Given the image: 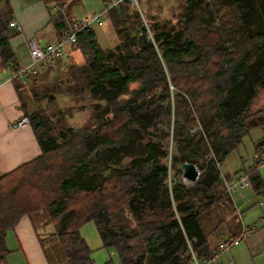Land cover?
<instances>
[{"label":"trees","instance_id":"trees-1","mask_svg":"<svg viewBox=\"0 0 264 264\" xmlns=\"http://www.w3.org/2000/svg\"><path fill=\"white\" fill-rule=\"evenodd\" d=\"M42 1L57 42L69 27L57 7L65 0ZM78 1L66 5L72 9ZM102 1L106 8L114 0ZM9 13L4 1L0 59L15 73ZM103 16L119 39L114 49L99 44L93 27L83 28L70 45L82 60L66 64L61 80L40 91L41 76L26 73L36 106L24 115L40 155L0 176V261L10 252L7 232L45 209L59 264H95L80 233L91 221L101 247L118 259L101 264H201L213 258L212 238L224 230L235 238L239 229H230L240 227L238 219L231 228L226 224L235 209L221 165L249 129L264 130V108H253L264 89V0H186L177 26L149 22L151 34L129 0ZM54 93L86 103L85 122H52ZM169 136L171 154L164 142ZM256 147L264 150V134ZM182 163L199 172L191 186L180 178ZM257 164L243 173L264 198ZM44 253L51 264V252Z\"/></svg>","mask_w":264,"mask_h":264},{"label":"crops","instance_id":"crops-1","mask_svg":"<svg viewBox=\"0 0 264 264\" xmlns=\"http://www.w3.org/2000/svg\"><path fill=\"white\" fill-rule=\"evenodd\" d=\"M4 1L8 3L10 9L8 22H13L16 26L8 27V22L6 24L8 44L16 63L19 67H23L28 60L27 40L35 38L41 46L54 44L56 42L54 27L49 20L48 10L42 0H0V7ZM75 53L70 47H67L61 62L64 64L69 63ZM17 59L22 63H19ZM63 69L64 66L61 64L38 66L36 72L43 81L47 75L52 73L54 75ZM12 75L9 66L1 65L0 59V176L40 155V147L30 125L21 129L10 128L12 122L25 116V109L30 111L36 106L32 95L27 96L24 92L27 87L32 86V78L25 75L22 78L12 79ZM23 104L26 106L23 107ZM230 198L234 209L237 210L239 208L238 202L242 201L243 194L239 193L236 194V197L230 196ZM259 208L261 217L258 215L257 221L250 217L251 211L243 210L240 218L243 220V217H247L250 218V221L246 225L242 221V223L240 222L236 236L239 235L240 228L245 226L253 225L258 228L257 231L244 236L236 246L220 253L216 257L217 264H237L235 259L233 261V258L230 257L232 254L235 256H233L234 258H237L240 254H250L249 257L253 260V263H250L247 258V264H264V217L262 215L264 203L259 202ZM48 226L49 224H46L44 231L38 234L34 224L32 226L28 222L27 216H23L14 229L8 232L15 243L14 250L20 252L26 264H49L44 248L51 252L52 256L49 260L51 264L62 262L58 244L49 237L53 234V229ZM222 237L224 238L221 239ZM42 238H47V240L40 242L39 239ZM227 238L225 232H222L219 238L211 242L210 245L215 250L218 244ZM237 259L239 260V258Z\"/></svg>","mask_w":264,"mask_h":264},{"label":"rangeland","instance_id":"rangeland-1","mask_svg":"<svg viewBox=\"0 0 264 264\" xmlns=\"http://www.w3.org/2000/svg\"><path fill=\"white\" fill-rule=\"evenodd\" d=\"M69 1L70 0H65V4H63L61 8L60 5L57 4V7L59 6V9L64 13L66 12V14L68 15L67 18L68 24H71L74 21H81L85 18H91L93 16L99 15L105 9L104 8L105 3H103L102 0H79L76 3V5L72 7V9L69 8V5H66ZM136 1H137V6L135 5V11L138 13L141 22L147 27V30H149L150 29L149 22L151 24L157 23L159 25H163L164 23L167 22V25L169 27L177 26L176 25L177 16L181 11L182 7L184 6L186 0H136ZM55 10H58V8H56ZM127 11L130 12L127 14H131L133 9L128 8ZM127 21L130 22L129 19H127ZM124 25L128 26L129 23L124 22L123 26ZM93 30L95 32L97 41L104 49H114L115 46L118 44L119 39L117 38V35L114 33V31L110 28L108 23H106V17L105 18L104 16L101 17L100 24L94 25ZM148 32L151 34V30H149ZM67 47H70V45H68ZM66 48L64 49V53ZM73 52L76 53L74 54L73 57H71L72 58L71 60L77 62L81 61L82 57L80 52L78 50H73ZM17 61L19 63H22V61L18 59ZM58 64L59 65L61 64L65 68L68 62L64 64L60 61ZM62 71L57 72L54 75L53 73L47 76L45 75L46 77L43 79V81L40 79L35 82L36 88L41 91L42 89H44L45 86L49 85L51 82L56 80H61ZM24 92L26 93L27 96H31L32 94L31 86L27 87ZM55 98H56V103L48 110V115L52 118V122L57 124V126L64 125V126H74V127L80 126L82 123L85 122L87 114L89 112L86 103L84 102L76 103L74 101L72 102L71 100H68L65 96H62L57 93L55 94ZM40 105L44 106V101ZM261 107L264 108V89L259 92L258 98L253 105V108L256 110ZM198 111L199 109H195L194 113L197 115ZM148 132H154L155 134V132H159V131H153L152 129L149 128ZM263 134H264V130L262 128L255 127L249 129L248 133L242 137L237 147L224 159L220 171L223 176L227 177L225 182L227 183L234 182L237 175L245 171H248L250 168L255 167V162L258 163L256 165V169L259 172L262 180L264 181V150H260L259 148L256 147L258 140L261 138V136H263ZM164 142L167 144L168 153L171 154L173 152L171 137L169 136L168 138L164 139ZM125 162L126 161H124V163ZM172 177H173V172L170 171L168 181H171ZM180 178L186 186H191L193 184L192 182L183 179L181 175ZM238 190L234 192L232 196L236 197V194L241 193L243 194V199L241 202H238L239 208H237V210L235 209L236 210L234 212L235 219H229L226 222V224L230 228L233 226L236 219H238L239 223L242 221L244 225H246V223L250 221V218L247 217H243V220L242 218H240V216L243 214V210L245 209L246 211L247 210L251 211L250 217H252L254 221H257L258 215L259 217H261L259 202L264 203V198L255 195L250 185L242 190L239 191ZM27 219L28 222L32 224V226L34 224V227L38 232V234L44 231L45 225L48 224V217L45 209L40 210L31 217H27ZM48 227L53 229V226L51 224ZM237 230L238 228L230 229L231 233H236ZM222 232H225V230ZM80 233L81 236L84 238V240L87 242L88 246L92 249L93 253L91 257L95 264H101L107 260H111L112 262L117 263L118 259L115 251L113 249H104L101 247V243L96 228L92 221L85 223L81 227ZM217 238L218 237L212 238L211 242L217 240ZM5 242H6V248L10 251L12 249L13 250L5 255L4 259L0 261V264H26L20 252L14 250L15 243L8 235V232L5 237ZM233 256H234L233 254L232 256L230 255V257L233 258V261L235 259L237 264L239 263L247 264L248 263L247 258L249 259L250 263H253V260L249 257L250 254L238 255L237 258H239V260L237 258H234L235 256L234 257Z\"/></svg>","mask_w":264,"mask_h":264},{"label":"built area","instance_id":"built-area-1","mask_svg":"<svg viewBox=\"0 0 264 264\" xmlns=\"http://www.w3.org/2000/svg\"><path fill=\"white\" fill-rule=\"evenodd\" d=\"M122 0H114L112 3L107 4L106 8L103 10L106 11L107 9L111 8L116 3L120 2ZM134 5L137 6L136 0H129ZM57 7L54 6V9ZM99 15L93 16L91 18H85L81 21H74L71 24H68V31L64 34V36L54 44H47L45 46H41L35 38H31L27 40L26 45L28 49V61L27 64L23 67H19V70L13 73L12 78H22L23 76L28 74H34L36 73L38 66H49L53 65L56 66L60 61L61 58L64 56V49L67 45H71L75 42L76 35L78 32H80L83 28H91L94 25H99L101 22L102 13ZM8 27H16L13 22H8ZM29 125L28 118L26 116H22L19 120L12 122L10 124V128L12 129H21L25 128ZM223 178V175L220 174ZM226 191L229 196H232L234 192H236L238 189L242 190L249 186L248 181V174L246 173H240L236 176V179L232 183L225 182ZM238 190V191H239ZM262 215L264 217V209H262ZM253 226H245L240 228V233L235 238H227L226 240L220 242L218 244V247L213 252V258L208 260H203L201 264H217L216 257L224 252L230 249L233 246H236L240 240L247 235L252 234ZM195 264H198L195 262Z\"/></svg>","mask_w":264,"mask_h":264},{"label":"water","instance_id":"water-1","mask_svg":"<svg viewBox=\"0 0 264 264\" xmlns=\"http://www.w3.org/2000/svg\"><path fill=\"white\" fill-rule=\"evenodd\" d=\"M180 169L182 178L192 183L197 179L199 175L198 170L192 163H182L180 165Z\"/></svg>","mask_w":264,"mask_h":264}]
</instances>
